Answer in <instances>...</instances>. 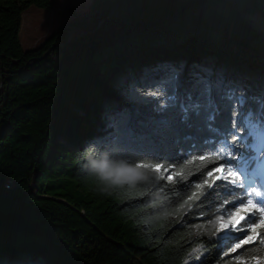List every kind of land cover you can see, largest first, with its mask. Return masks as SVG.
<instances>
[{
	"label": "trees",
	"instance_id": "1",
	"mask_svg": "<svg viewBox=\"0 0 264 264\" xmlns=\"http://www.w3.org/2000/svg\"><path fill=\"white\" fill-rule=\"evenodd\" d=\"M49 1L0 0V264H222L227 242L189 227L209 219L194 215L204 196L176 211L203 162L177 184L146 173L107 190L92 165L166 164L189 148L185 137L202 145L213 134L203 114L184 121L189 94L213 100L216 126L229 129L222 95H264V0H90L22 50L21 13ZM169 96L177 99L161 108ZM261 233L238 259L264 261Z\"/></svg>",
	"mask_w": 264,
	"mask_h": 264
},
{
	"label": "snow or ice",
	"instance_id": "2",
	"mask_svg": "<svg viewBox=\"0 0 264 264\" xmlns=\"http://www.w3.org/2000/svg\"><path fill=\"white\" fill-rule=\"evenodd\" d=\"M172 79H176L175 73ZM149 95L162 97L160 91L150 93ZM176 99L177 97L175 96H169L167 100L161 98L159 101L160 107L164 108L167 106L168 101H175ZM186 99L188 101L187 104L182 103L180 105L184 113V121H189L190 115L200 117L203 114L205 126L213 136L205 139L202 145L195 143L193 137H185L186 141L193 142L187 150L182 151L181 157L173 159L170 163L166 164L142 160L136 163L134 167H122L118 169L117 175L130 179L142 176L146 179V173H155L158 179L177 184L187 179L186 168L193 165L194 162H203V167L206 171H200L197 180L191 182L195 184V190L176 211L180 212L185 207L191 210L194 202L199 200L200 196L203 195L204 200L199 205H196L202 209V212L195 213L194 215L208 216L209 219L207 226L200 223L196 225L197 228H206L212 235L220 232L223 228H228L229 230L224 232L218 239L222 246L226 242L227 244L235 242V247L232 248V251L235 252L237 249H242L243 244H248L252 241L253 237L249 234L250 232L254 233L256 229L264 228V95H260L259 98L248 96L244 93L240 95H236L235 93L222 95L221 99L228 101L226 107L232 113L231 127L226 130H222L216 126L219 107L213 100L208 99L206 103H201L199 100L194 101L193 96L190 94ZM253 105L256 106L253 107ZM119 115L120 119L114 120L113 124L110 125L115 128L113 139L117 143L124 132L121 126L124 116L123 114ZM189 126L191 125L189 124ZM230 140L232 142H229ZM201 149L211 152L212 155H199L198 153ZM186 156H191L192 159L186 160V163L181 165L180 160ZM220 161H223V163L221 164ZM207 162L215 163L216 167L208 168ZM99 167L101 170H104L108 165L102 163L99 164ZM221 170H223L225 175L213 178V172H221ZM230 177L232 179H229ZM216 180L223 182L216 183ZM229 183L233 187L229 188ZM188 186H191V184ZM158 187L163 188L164 185H159ZM205 188H212L213 191L205 194ZM237 188L242 189V191L237 193ZM183 190L181 188V191ZM213 196H216L219 200H224V204L217 206L216 202L212 200ZM229 196L233 197V199L226 200L225 198ZM253 197L256 198L255 204H253ZM245 199H247V205H252L255 208V212L242 217L244 223L237 226V223L233 221L240 212L246 210ZM228 204H231V208L227 207ZM256 205H260V207H256ZM224 219L229 223L222 224L221 221ZM217 224H220V227H216ZM213 228L215 229L214 232L212 231ZM233 231L244 232V235L233 236ZM260 239L264 240V233L260 234ZM248 251L249 249L243 248L238 256ZM225 255H228V253H225ZM185 264H187V261ZM201 264H203V261H201Z\"/></svg>",
	"mask_w": 264,
	"mask_h": 264
},
{
	"label": "rangeland",
	"instance_id": "3",
	"mask_svg": "<svg viewBox=\"0 0 264 264\" xmlns=\"http://www.w3.org/2000/svg\"><path fill=\"white\" fill-rule=\"evenodd\" d=\"M90 0H50L48 10H40L33 6H29L21 13L20 28L18 32V41L22 50H30L38 46L49 34L56 30L65 20L70 18L73 15L80 14L88 9ZM225 173L223 170L217 172L216 176H224ZM229 179H232L231 177ZM233 187L231 183H229ZM240 189V188H238ZM242 190V189H240ZM251 191V190H250ZM255 197H253V204H255ZM245 204L247 205V199H245ZM231 205V204H229ZM239 206V205H238ZM260 207V205H256ZM231 208V207H230ZM252 212H255V208L252 205H247L245 211L240 212L233 222L237 223V226H240L244 223L242 217L250 215ZM258 215V214H257ZM214 219V217H213ZM207 221L204 223L207 226ZM222 224L229 223L226 219L221 221ZM197 224L193 223L191 227V232L196 234H207L210 233L205 229L197 228ZM216 227H220V224H217ZM228 228H223L220 232H217L215 235L222 236L224 232L228 231ZM214 232L215 229L213 228ZM211 234V233H210ZM254 240L256 236V231L250 232ZM233 236L244 235V232H232ZM250 241L249 243H251ZM248 243V244H249ZM247 244H243L245 246ZM235 247V242L227 244L225 250L220 251V257L225 261L222 264H264V261L254 260L252 263H245L244 261L237 258V252L240 249H237L235 252L232 251V248ZM228 253V255H225ZM186 262V261H185ZM184 262V264H185ZM189 261H187L188 264Z\"/></svg>",
	"mask_w": 264,
	"mask_h": 264
},
{
	"label": "clouds",
	"instance_id": "4",
	"mask_svg": "<svg viewBox=\"0 0 264 264\" xmlns=\"http://www.w3.org/2000/svg\"><path fill=\"white\" fill-rule=\"evenodd\" d=\"M92 167H93V170L100 176L101 180L105 183L106 187L104 190H107L108 187L115 186V185L127 184L131 186L145 179L142 176L135 178V179H130L125 176H119L117 175L118 169H110L109 167H107L106 169L101 170V168L99 167V164H93Z\"/></svg>",
	"mask_w": 264,
	"mask_h": 264
}]
</instances>
